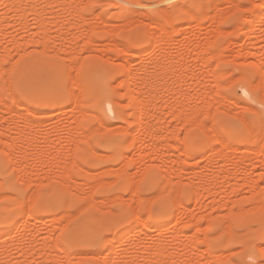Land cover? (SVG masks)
I'll return each mask as SVG.
<instances>
[{
  "label": "rangeland",
  "instance_id": "obj_1",
  "mask_svg": "<svg viewBox=\"0 0 264 264\" xmlns=\"http://www.w3.org/2000/svg\"><path fill=\"white\" fill-rule=\"evenodd\" d=\"M13 3L0 0V264H261V0ZM143 57L162 71L137 136L127 69Z\"/></svg>",
  "mask_w": 264,
  "mask_h": 264
},
{
  "label": "bare ground",
  "instance_id": "obj_2",
  "mask_svg": "<svg viewBox=\"0 0 264 264\" xmlns=\"http://www.w3.org/2000/svg\"><path fill=\"white\" fill-rule=\"evenodd\" d=\"M15 1V0H14ZM14 1H12L11 0V2L13 3ZM62 1V0H61ZM66 1V0H65ZM17 2V1H16ZM34 3V2H33ZM63 3V2H62ZM14 4V3H13ZM15 4H17L16 6H18V4H21V2H19L18 1V3H15ZM57 4V3H56ZM66 4H67V2H66ZM34 5V4H33ZM78 5H79V3H78ZM21 6V5H20ZM19 6V7H20ZM9 7V6H8ZM72 7H74V6H72ZM10 8H12V6L10 7ZM16 8V7H15ZM180 8V7H179ZM182 8H183V6H182ZM8 10H9V8H8ZM8 10H6V11H8ZM11 10V9H10ZM18 10V9H17ZM184 10V9H183ZM186 10V9H185ZM6 11H4V12H6ZM77 11V10H76ZM3 12V11H2ZM1 13V12H0ZM27 13V12H26ZM6 14V13H5ZM74 14V13H73ZM72 14V15H73ZM75 15V14H74ZM77 15V14H76ZM80 15V14H79ZM257 19H254V20H252V22L251 23H255L256 25H258L257 27H258V29H262L263 27H262V24H264L263 23V21H264V9H262L261 7L259 8V10H258V12H257ZM6 16V15H5ZM83 16V15H82ZM1 17L3 18V16L1 15ZM12 17V16H11ZM164 17H165V15H164ZM5 18V17H4ZM7 18V17H6ZM80 18V17H79ZM79 18H77V19H79ZM167 18V17H166ZM0 20H1V18H0ZM80 20V19H79ZM166 20H168V19H166ZM4 22H5V20H4ZM16 22V21H15ZM45 22V21H44ZM80 22H81V20H80ZM84 21H83V17H82V22L81 23H83ZM171 22V21H170ZM1 23H2V20H1ZM9 23V22H8ZM17 23V22H16ZM79 23V22H78ZM7 24V23H6ZM13 24V23H12ZM15 24V23H14ZM13 24V25H14ZM18 24V23H17ZM157 24H158V22H157ZM170 24V23H169ZM254 24V25H255ZM8 25H10V23L8 24ZM41 25V24H40ZM45 25V24H44ZM159 25V24H158ZM246 25H247V22H246ZM249 25H250V23H249ZM253 25V26H254ZM161 28V27H160ZM160 30V29H159ZM161 30H163V29H161ZM247 35H250L251 33H253L254 32V30H253V27L250 25L249 26V28H247ZM260 30H259V32H260ZM7 31H9V30H7ZM164 32L166 31V30H163ZM162 32V31H161ZM166 33V32H165ZM264 34V33H263ZM254 35V34H253ZM253 35H250V36H253ZM263 39H264V37H262ZM6 39V38H5ZM12 39V38H11ZM154 39V38H153ZM262 39V40H263ZM160 40H162L161 38H160ZM153 41H155V44L154 43H152V44H154L156 47H157V45H159V40H156V39H154ZM250 41V40H249ZM12 42V41H11ZM200 42V41H199ZM251 42H253V41H251ZM9 43V42H8ZM13 43V42H12ZM158 43V44H157ZM201 43V42H200ZM199 43V44H200ZM203 43V42H202ZM208 43V42H207ZM207 43H206V45H207ZM14 44H16L15 42L13 43V45ZM204 44V43H203ZM248 44L249 43H247V46H248ZM196 45H197V42H196ZM206 45H204V47H203V45H202V47L203 48H201V51L203 50V49H205V50H207V46ZM251 45V44H250ZM16 46V45H15ZM18 46V45H17ZM201 46V45H200ZM206 46V47H205ZM152 48V47H151ZM251 48V47H250ZM19 49V48H18ZM21 49V48H20ZM158 49V48H157ZM5 52V51H4ZM162 52V51H161ZM166 52V50L164 51V53ZM207 52V51H206ZM23 54H24V52H22ZM21 53V54H22ZM141 53V52H140ZM143 54H144V52H142ZM146 53V52H145ZM157 53V52H156ZM133 54H135V53H133ZM160 54V53H159ZM161 54H163V53H161ZM201 54V53H200ZM5 55H7V54H5ZM5 55H4V57H5ZM136 55V54H135ZM139 55V54H138ZM141 55V54H140ZM150 55V54H149ZM154 55V54H153ZM163 55H165V54H163ZM163 55H160L159 57H160V61H162V59H164L165 57L163 56ZM199 55V54H198ZM175 56V58H176V55H174ZM209 56H210V54H209ZM7 57V56H6ZM5 57V58H6ZM141 57H142V55H141ZM146 57V56H145ZM145 57H143V61L145 60L144 58ZM150 57V56H149ZM159 57H158V59H159ZM162 57V58H161ZM200 57V60L199 61H201L202 62V57H203V55L202 56H199ZM211 57V56H210ZM175 58H173L174 59V61H175ZM180 58V57H179ZM202 58V59H201ZM204 58H205V56H204ZM156 58L155 57H153V59L151 58V59H149V62H148V60L146 61L145 60V62H147L148 64H146L145 62L142 64V63H140L139 64V66L140 67H133L132 66V68H129V66H127L126 65V67L125 68H129V69H127V70H129L130 71V73H131V84H132V87H133V94H135V96L137 95V97H135V98H137L138 99V95L140 96V98H139V100H138V121H137V125H136V127L135 128H133V130L135 129V133H136V135L138 134V133H141V131H143V130H145V128L146 127H148L149 128V126L147 125L148 123H146L145 124V122H146V118L149 116V109H150V105H152L151 104V102H152V99H153V94H154V91H155V85L154 84H151V82L153 81V78H155L158 74H159V72H160V70H161V66H162V62H160L158 59V61L160 62H158L157 63V61L154 63V61L153 60H155ZM172 59V60H173ZM206 59V58H205ZM177 60V59H176ZM127 61V60H126ZM153 61V62H152ZM205 61V60H204ZM173 62V61H172ZM128 63V62H127ZM126 63V64H127ZM178 63V62H177ZM136 64V63H135ZM161 64V65H160ZM173 64V63H172ZM180 64V63H179ZM205 64V63H204ZM15 65V64H14ZM12 69H14V68H12ZM153 71H154V73H153ZM162 71V70H161ZM141 72V73H140ZM1 73V72H0ZM126 73V72H125ZM193 73V72H192ZM264 73V72H263ZM103 74H104V72H103ZM153 74H155V75H153ZM157 74V75H156ZM127 76V75H126ZM153 76H155V77H153ZM194 76H195V74H194ZM9 77V76H8ZM158 77H159V75H158ZM158 77H156V78H158ZM197 78V77H196ZM196 78H194V77H191V80L193 81V80H198V79H196ZM198 78H200V76H198ZM130 79V78H129ZM152 80V81H151ZM155 80V79H154ZM158 80V79H157ZM122 81V80H121ZM127 81V80H126ZM128 81V82H129ZM156 81V80H155ZM130 82H129V84H130ZM154 82V81H153ZM152 82V83H153ZM194 82V81H193ZM155 83V82H154ZM99 84V83H98ZM158 85V84H157ZM130 86V85H129ZM81 87V86H80ZM132 87H130L131 89H132ZM79 91H81V90H79ZM175 91H176V89H175ZM77 92V91H76ZM75 92V93H76ZM180 92V91H179ZM179 92H177V93H179ZM74 93V94H75ZM78 93H80V92H78ZM182 93V92H181ZM72 94V96H74V94H73V92L71 93ZM81 94V93H80ZM79 94V96H81ZM183 94V93H182ZM178 94H176L175 95V97L177 96ZM76 96H77V94H76ZM177 97H179V96H177ZM80 98V97H79ZM181 98H183L182 97V95H181ZM173 99V98H172ZM171 99V100H172ZM176 99V98H175ZM174 99V100H175ZM177 100V99H176ZM180 100V99H179ZM74 101H76V100H74ZM78 101V100H77ZM76 101V102H77ZM81 101V100H80ZM80 101H78L77 103H80ZM137 101V100H136ZM75 102V103H76ZM176 102H178V101H176ZM175 102V103H176ZM180 102V101H179ZM182 102V101H181ZM110 103V102H109ZM174 103V102H173ZM177 104H179L180 105V103H177ZM176 104V105H177ZM183 104V103H182ZM107 105V104H106ZM123 105V104H122ZM173 105H175V104H173ZM171 106V105H170ZM180 106H182V105H180ZM152 107V106H151ZM183 107H184V105H183ZM183 107H181L182 108V110H186L187 109V107H186V105H185V107L183 108ZM172 108H174V107H172ZM180 108V109H181ZM78 109H80L79 107H78ZM78 109H77V111H78ZM107 110H108V108H107ZM151 110V109H150ZM82 111V110H81ZM109 111V110H108ZM181 111V110H180ZM84 112V111H83ZM186 112H187V110H186ZM185 112V113H186ZM78 113H79V111H78ZM128 113V112H127ZM182 113H184V112H182ZM15 114V113H14ZM82 114H84V113H82ZM86 114V113H85ZM152 114V113H151ZM174 114V113H173ZM90 115V114H89ZM172 115V114H171ZM177 115V117H178V115L179 114H176ZM176 115H173V117L175 116L176 117ZM15 116H16V114H15ZM18 116V115H17ZM77 116H79V118H76L77 120H81L80 119V113H79V115L77 114ZM83 116V115H82ZM152 116V115H151ZM19 117V116H18ZM17 117V118H18ZM149 118V117H148ZM14 119V118H13ZM76 119H75V121H76ZM85 119V118H84ZM87 119V118H86ZM18 120H19V122L22 120L21 118H18ZM22 121H24V120H22ZM78 121V122H79ZM28 122V121H27ZM13 123H14V121H13ZM29 123V122H28ZM150 123V122H149ZM18 124V123H17ZM193 124L194 125H196L194 122H193ZM213 124V123H212ZM19 125V124H18ZM17 125V126H18ZM22 125V124H21ZM32 125V124H31ZM77 125L79 126V124L77 123ZM86 125V124H85ZM84 125V126H85ZM147 125V126H146ZM149 125H151V124H149ZM200 125V124H199ZM16 126V127H17ZM25 126V125H24ZM27 126V125H26ZM25 126V127H26ZM74 126H76V125H74ZM83 126V127H84ZM215 126V125H214ZM199 127V126H198ZM20 128H22V127H20ZM152 128H153V126H152ZM2 129V128H1ZM24 129V128H23ZM7 130V129H6ZM13 130V129H12ZM19 130V129H18ZM73 130H75V132H76V130L77 129H73ZM82 130V129H81ZM147 130V129H146ZM150 130V129H149ZM10 131V130H9ZM8 131V132H9ZM22 131V130H21ZM127 131H129V130H127ZM78 132H80V129H79V131ZM78 132H76V134H78ZM129 132H131V130L129 131ZM149 132V131H148ZM155 132V131H154ZM18 133H20V132H18ZM131 133H133L134 135H135V133H134V131L133 132H131ZM150 133V132H149ZM2 134H4V133H2ZM8 134V133H7ZM147 134V133H146ZM5 135V134H4ZM23 135V134H22ZM81 135V134H80ZM83 135V134H82ZM135 135V136H136ZM141 135V134H140ZM8 136V135H7ZM84 136V138H85V135H83ZM88 136V135H87ZM134 136V137H135ZM138 136V135H137ZM145 136V135H144ZM132 137V136H131ZM146 137V136H145ZM148 137V136H147ZM151 137V136H150ZM174 137V136H173ZM87 138V137H86ZM172 138V137H171ZM1 139V138H0ZM15 139V138H14ZM130 139V138H129ZM173 139H175V138H173ZM12 140V139H11ZM144 140V139H143ZM7 141V140H6ZM133 141V140H132ZM132 141H130V143H132ZM163 141V140H162ZM4 142V141H3ZM146 142V141H145ZM32 143V142H31ZM11 144H14V143H12V141H11ZM4 145L6 146V144L4 143ZM24 145V144H23ZM7 146H8V144H7ZM212 149V148H211ZM181 150H183V149H181ZM185 151V150H184ZM221 153H222V151H220ZM217 153H219V152H217ZM9 156V155H8ZM212 172V171H211ZM211 172H210V175H211ZM209 173L207 172V175H208ZM207 175H205V176H207ZM245 219V218H244ZM22 220V219H21ZM20 220V221H21ZM167 222H162L160 225H159V229L160 230H162V228L163 227H165V224H166ZM132 229H130V226L129 227H125L122 231H121V239H123L124 237H127V234L131 231ZM30 236V235H29ZM47 236V239H49L48 238V235H46ZM22 237V236H21ZM24 238V237H23ZM44 238H46V237H44ZM46 239V240H47ZM110 241V240H109ZM111 244V243H110ZM152 247V246H151ZM113 248V247H112ZM112 248H110V249H108L109 251H112L113 249ZM123 249V248H122ZM149 249V248H148ZM122 251V250H121ZM146 252V251H145ZM151 253L153 252V251H150ZM148 253V252H147ZM150 253V254H151ZM161 252H159V250L155 253V255L157 256V257H161ZM147 256H150V255H147ZM144 258V257H143ZM146 258V257H145ZM151 258V257H150ZM146 259H148L149 260V258H146ZM146 259H145V261H146ZM160 259V258H159ZM151 260V259H150ZM161 260V259H160ZM160 260H158V261H160ZM163 260V259H162ZM161 260V261H162ZM161 262H158V264H160ZM141 264H144V261L143 262H141Z\"/></svg>",
  "mask_w": 264,
  "mask_h": 264
},
{
  "label": "snow or ice",
  "instance_id": "obj_3",
  "mask_svg": "<svg viewBox=\"0 0 264 264\" xmlns=\"http://www.w3.org/2000/svg\"><path fill=\"white\" fill-rule=\"evenodd\" d=\"M260 7H261L262 9H264V0H261V5H260ZM245 95L247 96L248 94L245 93ZM261 264H264V261H261Z\"/></svg>",
  "mask_w": 264,
  "mask_h": 264
}]
</instances>
